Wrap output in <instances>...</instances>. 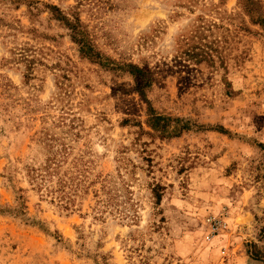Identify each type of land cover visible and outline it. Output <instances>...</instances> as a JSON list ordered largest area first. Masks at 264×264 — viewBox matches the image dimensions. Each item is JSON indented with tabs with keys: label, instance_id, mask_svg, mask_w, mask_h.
<instances>
[{
	"label": "rangeland",
	"instance_id": "374dc122",
	"mask_svg": "<svg viewBox=\"0 0 264 264\" xmlns=\"http://www.w3.org/2000/svg\"><path fill=\"white\" fill-rule=\"evenodd\" d=\"M35 1L0 0V264H264V0Z\"/></svg>",
	"mask_w": 264,
	"mask_h": 264
},
{
	"label": "trees",
	"instance_id": "16d2710c",
	"mask_svg": "<svg viewBox=\"0 0 264 264\" xmlns=\"http://www.w3.org/2000/svg\"><path fill=\"white\" fill-rule=\"evenodd\" d=\"M13 1L18 4L26 3L29 7L33 5V2H36L35 0ZM47 7L50 9L55 18L63 21L71 29L73 40L81 45L80 51L82 55L89 57L94 56V50L90 46V42L85 36L84 31L81 30L78 18H76L75 20L68 18L56 5H47ZM148 115L149 118L147 121L152 125L154 129H159L158 125L160 124V122L167 119L162 115L156 114L153 109H149ZM50 140H52V138ZM46 145L50 148H54V145L52 143H47ZM58 152L57 150H53L52 155L47 157L45 163H43L39 168L31 169L29 176L31 178V181L37 182L39 184L41 183V185L45 187V191L51 193L52 197H54V200L60 202L62 207L69 208V206L73 203V199L68 188L71 187V189H73V187L68 183L66 173L58 172L59 167H61L64 162L63 159L57 157ZM107 192L108 194L110 193L109 191ZM100 202L104 204L105 199L101 198Z\"/></svg>",
	"mask_w": 264,
	"mask_h": 264
},
{
	"label": "built area",
	"instance_id": "2783aa9c",
	"mask_svg": "<svg viewBox=\"0 0 264 264\" xmlns=\"http://www.w3.org/2000/svg\"><path fill=\"white\" fill-rule=\"evenodd\" d=\"M212 233H216L219 230V225L217 222H214V224H212Z\"/></svg>",
	"mask_w": 264,
	"mask_h": 264
}]
</instances>
